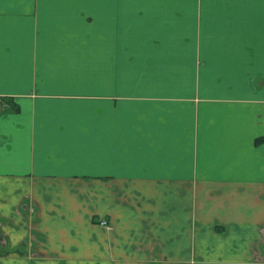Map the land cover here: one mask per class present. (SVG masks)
<instances>
[{"label": "crops", "instance_id": "obj_1", "mask_svg": "<svg viewBox=\"0 0 264 264\" xmlns=\"http://www.w3.org/2000/svg\"><path fill=\"white\" fill-rule=\"evenodd\" d=\"M0 264H264V0H0Z\"/></svg>", "mask_w": 264, "mask_h": 264}, {"label": "flooded vegetation", "instance_id": "obj_2", "mask_svg": "<svg viewBox=\"0 0 264 264\" xmlns=\"http://www.w3.org/2000/svg\"><path fill=\"white\" fill-rule=\"evenodd\" d=\"M101 221H104V222H105V225H101V224H100ZM101 221H99V225H101V226H103V227H104V226H105V227H108V226H107L108 224H107V222H106L105 220H101Z\"/></svg>", "mask_w": 264, "mask_h": 264}, {"label": "built area", "instance_id": "obj_3", "mask_svg": "<svg viewBox=\"0 0 264 264\" xmlns=\"http://www.w3.org/2000/svg\"><path fill=\"white\" fill-rule=\"evenodd\" d=\"M100 224H101V225H105V222H104V221H101Z\"/></svg>", "mask_w": 264, "mask_h": 264}]
</instances>
